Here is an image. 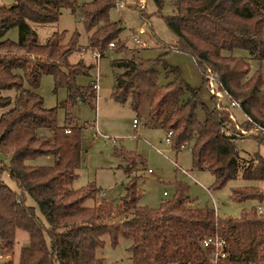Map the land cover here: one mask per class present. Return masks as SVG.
Masks as SVG:
<instances>
[{
    "label": "trees",
    "instance_id": "trees-1",
    "mask_svg": "<svg viewBox=\"0 0 264 264\" xmlns=\"http://www.w3.org/2000/svg\"><path fill=\"white\" fill-rule=\"evenodd\" d=\"M114 1L90 0L78 6L75 0H14L0 7V153L9 157L7 165L0 160V255L13 253L16 230L21 229L28 244L21 247L16 264H102L96 250L104 245V235L112 245L119 237L130 239L132 264H264L263 210L253 206L238 217L219 218L213 209L190 205L186 187L179 182L174 195L158 206L140 205L137 173L144 161L135 151L115 148L126 175L117 201L99 198L100 189L93 184L71 187L81 164L82 126L73 124L70 111L96 98L92 84L76 83V76L88 74L91 65L82 58L69 61L72 52L80 51L77 31L66 43L65 31H53L39 43L31 23H55L62 8L74 12L79 7L87 48L100 57L109 50L124 51L122 27L109 19ZM152 1L153 15L162 17L176 37L168 49L190 54L203 82L208 84V74H214L222 98L217 104L210 93L213 106L204 105L179 70L160 58L121 57L111 62L121 69L114 75L111 99L128 104L143 117L144 126L171 131L173 149L188 146L193 169L212 174L210 189L238 178L259 182L262 185L232 187L230 198L263 201L264 157H241L236 140L241 130L257 128L251 138L264 145V75L259 70L250 73L245 58L225 52L245 49L264 60V0ZM165 6L168 13L163 14ZM14 27L19 31L16 41L5 37ZM159 64L167 75H174L172 81L159 84ZM42 74L53 77L55 89H67L66 100L58 106H43L37 92ZM7 90L14 94H4ZM185 90L190 95L182 100ZM232 102L245 117L239 124L231 119ZM58 107L66 111L63 125L57 123ZM200 107L203 120L198 117ZM40 128L51 129L52 136L41 134ZM39 156H53L54 161L45 166L27 163ZM27 197L41 215L27 204ZM88 199L91 205L84 204ZM212 236L224 241V257L213 245H203ZM4 264L15 263L10 257Z\"/></svg>",
    "mask_w": 264,
    "mask_h": 264
},
{
    "label": "rangeland",
    "instance_id": "rangeland-1",
    "mask_svg": "<svg viewBox=\"0 0 264 264\" xmlns=\"http://www.w3.org/2000/svg\"><path fill=\"white\" fill-rule=\"evenodd\" d=\"M75 1L80 6L90 0ZM144 1L145 7L140 12L142 15L147 14V20L140 16L134 0H123L120 7L114 5L109 10V19L119 22L122 27L119 39L125 42L126 50L120 52L109 50L98 59H95L92 51L87 48L88 32L81 21L79 7L74 12L68 8H62L59 19L55 23L44 25L31 23L38 35L39 43H45L53 31H65V38L62 42L66 43L71 34L77 31L80 51L72 52L68 57L69 61L74 62L78 58H82L86 65L91 66L88 74L76 76V83L80 86L90 85L94 80L98 83L95 100L91 103L80 102L70 111L73 124L82 126L81 164L71 187L80 189L88 184H93L100 189L99 198L117 201L123 194L126 175L123 168L119 166L120 160L115 155V148L123 147L135 151L144 161V169L137 173L139 176L138 189L141 192L140 205L158 206L163 200L174 195L176 183L179 182L186 187V195L190 205L213 209L219 218L238 217L244 209L253 206L260 207L264 211V199L261 202L256 200L236 202L230 198V191L234 186L262 185V183L243 181L238 178L229 181L220 189H210L213 183L212 174L204 169H193L191 150L188 146L181 150L173 149L171 144L165 141L166 131L161 128L146 127L141 124L134 128L132 118L135 117V114L128 104H118L111 99L114 75L121 70L117 66H112V60L121 57L160 58L168 66L176 67L179 70L182 80L197 90L198 97L204 105L213 106L210 94L212 92L209 90L207 82H203L202 75L195 66L192 56L180 50L168 49L170 44L175 43L176 37L167 28L162 17L153 15V12L156 11L153 1ZM13 2L14 0H0V7L10 6ZM162 13H168L167 6L163 8ZM140 28H143V33L139 34V37L146 43L144 47L136 45L132 38V34ZM18 35V28L14 27L7 31L5 37L16 41ZM225 53L245 58L250 66V73L259 70L264 75V60L252 57L245 49L236 48ZM173 78V74L167 75L165 73L162 64L158 65L159 84H166ZM37 92L41 95L43 106L46 108L58 106L60 102L66 100L68 94L64 87L54 88L53 77L49 74L41 75ZM3 93L12 95L14 91L7 90ZM189 95L190 92L185 90L181 99L184 100ZM229 110L233 116V118L231 117L233 122L239 124L245 118L235 106ZM65 116V109L58 107L57 123L59 125L64 124ZM198 117L200 120L205 117L201 107L198 109ZM255 129L241 130L242 137L236 140V146L241 157H248L254 153H259L264 157V145L251 138ZM39 131L41 134L52 136V131L49 128H40ZM0 160L6 165L9 163V157L1 153ZM53 161V156H39L27 163L45 166L51 165ZM123 166L125 165L123 164ZM3 179L11 188L16 189L15 184L6 175H3ZM100 192H103L102 196ZM165 192L166 195H164ZM26 202L41 215L32 198L27 197ZM84 204L91 205L92 200L88 199ZM102 238L104 245L96 250V255L102 259V264H132L128 249L131 243L130 239L119 237L117 243L112 245L108 235H104ZM27 244V233L17 229L13 253L9 254L15 264L21 247ZM6 260L7 258L3 256L0 259V264H4Z\"/></svg>",
    "mask_w": 264,
    "mask_h": 264
},
{
    "label": "built area",
    "instance_id": "built-area-1",
    "mask_svg": "<svg viewBox=\"0 0 264 264\" xmlns=\"http://www.w3.org/2000/svg\"><path fill=\"white\" fill-rule=\"evenodd\" d=\"M122 1L123 0H115L114 1V5H116L117 7H120L122 5ZM134 1L137 4V8H138L137 10L140 13L141 9L145 5V1L144 0H134ZM140 16H141V14H140ZM141 33H143V29L142 28H140L136 33H133L132 34V38H133V41H134V43L136 45H138L139 47H144V46H146V44L139 37V34H141ZM109 46L112 47L113 46V43H110ZM92 55H93V57L95 59H98L100 57L99 53L96 52V51H92ZM208 77H209L208 78L209 90L212 92V94L216 95V103L218 104L219 101L222 98V93L215 90V75L212 74V73H209V76ZM92 87H93V89L95 91L98 89V83H97L96 80H94L92 82ZM231 106H237V103L232 102L231 103ZM231 117L233 118L232 115H231ZM132 123H133V126L135 128H137L139 124L143 125L142 121H140L137 118H134L133 121H132ZM255 131H258V129L256 128ZM165 141L168 144H171V131H167L166 132ZM185 147H186V145H181L180 146V149H184ZM148 171L150 172V170H148ZM164 194H166V193H164ZM258 212H260V213L262 212V209L260 207H258ZM203 245L204 246L213 245L216 249H218L221 252V249L223 248V246L225 245V243L220 238H218L216 236H212V237H208L207 239H205ZM219 255H220V257H224L225 254L223 252H221Z\"/></svg>",
    "mask_w": 264,
    "mask_h": 264
},
{
    "label": "crops",
    "instance_id": "crops-1",
    "mask_svg": "<svg viewBox=\"0 0 264 264\" xmlns=\"http://www.w3.org/2000/svg\"><path fill=\"white\" fill-rule=\"evenodd\" d=\"M143 29V28H142ZM146 44V43H145ZM77 109H79V107H77ZM134 112V111H133ZM135 114V113H134ZM134 118H137V119H139L140 121H142V116H137L136 114H135V117ZM134 118H132V121H133V119ZM132 126H133V123H132ZM134 127V126H133ZM146 127H152V128H160V127H156V126H146ZM135 128V127H134ZM181 150V149H180ZM149 172V171H148ZM101 193V196H102V194H103V192H100ZM166 193V192H165ZM164 195H166V194H164ZM3 256L2 255H0V259L2 258ZM5 258H10L11 256L10 255H6V256H4Z\"/></svg>",
    "mask_w": 264,
    "mask_h": 264
}]
</instances>
